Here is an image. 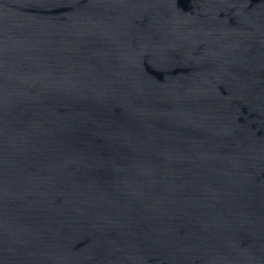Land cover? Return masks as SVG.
I'll return each instance as SVG.
<instances>
[{"label": "water", "instance_id": "95a60500", "mask_svg": "<svg viewBox=\"0 0 264 264\" xmlns=\"http://www.w3.org/2000/svg\"><path fill=\"white\" fill-rule=\"evenodd\" d=\"M0 264H264V0H0Z\"/></svg>", "mask_w": 264, "mask_h": 264}]
</instances>
